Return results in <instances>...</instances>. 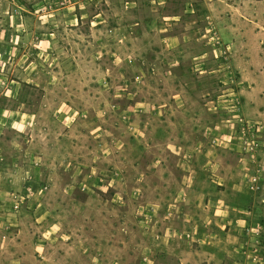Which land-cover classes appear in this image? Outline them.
Returning a JSON list of instances; mask_svg holds the SVG:
<instances>
[{"label": "rangeland", "instance_id": "1", "mask_svg": "<svg viewBox=\"0 0 264 264\" xmlns=\"http://www.w3.org/2000/svg\"><path fill=\"white\" fill-rule=\"evenodd\" d=\"M207 10L204 0H0V264H180L153 235L168 217L150 202L174 188L160 175L156 193L152 168L174 171L175 147L209 146L232 178L250 136L261 150L249 173L259 172L264 123L243 104L231 43L199 19ZM189 22L206 23L201 39ZM251 194L245 218L263 233L239 240L264 264V192ZM248 249L222 264H255Z\"/></svg>", "mask_w": 264, "mask_h": 264}, {"label": "crops", "instance_id": "2", "mask_svg": "<svg viewBox=\"0 0 264 264\" xmlns=\"http://www.w3.org/2000/svg\"><path fill=\"white\" fill-rule=\"evenodd\" d=\"M204 2L208 10L199 19L210 18L223 39L231 43L233 51L229 60L231 66L240 73L238 87L244 97L243 104L250 110L251 116L264 123V3H255L254 0H241L238 3L231 0ZM205 24L197 23L194 29L195 26L189 22L186 27L197 34V39H201ZM213 148L202 146L190 152L175 147L171 152L175 157L174 171H168L171 169L169 167L163 168L161 163L159 167L156 164L152 168L159 173L152 185L156 193L162 186L159 183L160 175L169 177V186L174 188L170 199L156 197L150 202L153 215L158 209H164L168 217L162 233L156 230L153 235L164 240L167 258L177 259L180 264H194L196 261L222 264L223 260L236 256L244 247L249 248L248 254L252 252L249 243L239 239L244 234L243 219L252 201V194L245 190L242 181L255 166L247 156L241 155L236 174L230 178L221 169L218 170L219 164L214 160V155L218 156L219 152ZM262 155L258 166L260 192H264V153ZM14 203L11 202L10 206L11 210L16 211L18 208H13ZM125 247V243L117 244L118 250H125ZM6 249L5 241L2 240L0 254ZM153 258L156 260L155 256ZM150 260L152 264L153 259ZM11 262L25 264L22 259ZM138 264H144L143 259H139Z\"/></svg>", "mask_w": 264, "mask_h": 264}, {"label": "built area", "instance_id": "3", "mask_svg": "<svg viewBox=\"0 0 264 264\" xmlns=\"http://www.w3.org/2000/svg\"><path fill=\"white\" fill-rule=\"evenodd\" d=\"M211 38L218 44H220V37L216 31H211ZM256 126V124H254ZM244 127V126H243ZM242 128V126H240ZM260 126L257 124L256 126V131H258ZM254 129V128H253ZM241 132L244 131L241 130ZM251 135V133H250ZM245 136V135H243ZM244 143L246 145L245 148V153L250 154L249 159L253 161L252 157L255 152H258L261 150V144L258 141H255L254 139L252 140V137L250 136H245ZM260 185H261V179H260V173L254 172V173H247L246 175V180H245V190L248 193H255L260 190ZM19 200H15V203L13 204V208L17 209L19 207ZM244 234L249 235L252 238H255L256 242H258V239L260 238L261 234L263 233V226L258 218H244ZM251 253H254L257 251V248H251ZM249 257L255 264L260 263L259 258L256 256V254H248Z\"/></svg>", "mask_w": 264, "mask_h": 264}]
</instances>
